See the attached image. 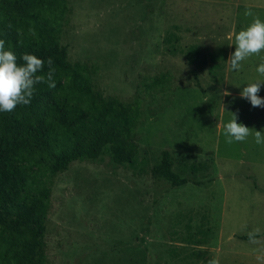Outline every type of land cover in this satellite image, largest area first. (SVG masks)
<instances>
[{
  "label": "rangeland",
  "instance_id": "1",
  "mask_svg": "<svg viewBox=\"0 0 264 264\" xmlns=\"http://www.w3.org/2000/svg\"><path fill=\"white\" fill-rule=\"evenodd\" d=\"M67 6L54 28L69 61L97 64L93 82L104 96L139 95L143 117L135 169L105 156L73 162L55 177L42 219L47 264H206L213 257L264 264V145L254 139L255 130L264 133V107L241 97L264 77L256 71L258 56L238 71L227 63L235 51L229 34L252 22L246 8L264 21V0H67ZM172 33L180 37L176 52L167 41ZM190 45L207 55L223 52L220 68L190 65ZM161 75L171 78L165 91L141 88ZM258 95L264 98V84ZM231 113L253 129L244 142H225ZM164 150L175 171L201 184L172 187L156 178L152 170ZM7 218L0 213V222ZM255 228L257 243L239 238ZM203 230L210 231L206 244L188 241Z\"/></svg>",
  "mask_w": 264,
  "mask_h": 264
},
{
  "label": "trees",
  "instance_id": "2",
  "mask_svg": "<svg viewBox=\"0 0 264 264\" xmlns=\"http://www.w3.org/2000/svg\"><path fill=\"white\" fill-rule=\"evenodd\" d=\"M67 0H0V39L6 41L23 63L25 53L45 61L39 75H46L49 57L56 69V87L39 83L29 105L0 112V213L8 218L0 222V264H47L46 228L42 223L51 208L54 179L76 161H97L105 156L118 165L135 169L139 146L137 128L143 117L139 95L130 101L107 97L97 91L93 77L95 63L70 62L68 47L60 44L54 28L68 13ZM11 24V28L8 25ZM171 52L178 51L180 37L170 34ZM175 45V46H174ZM187 62L198 68H220L224 55L203 54L198 45H190ZM196 86L203 90L193 73ZM168 75L146 79L142 89L165 91ZM2 164L14 166L3 170ZM193 171L198 169L192 166ZM152 174L172 187H182L193 180L175 171L168 150ZM201 184L200 182H194ZM209 230L190 234L188 241L206 244ZM249 240L248 236H239Z\"/></svg>",
  "mask_w": 264,
  "mask_h": 264
},
{
  "label": "clouds",
  "instance_id": "3",
  "mask_svg": "<svg viewBox=\"0 0 264 264\" xmlns=\"http://www.w3.org/2000/svg\"><path fill=\"white\" fill-rule=\"evenodd\" d=\"M245 16L252 17V22L241 29L238 33H230L228 39H234L235 51L230 54L227 63L233 71L241 68L242 62L251 56L260 57V63L256 69L260 76L264 77V21L255 15L251 8H246ZM11 28V24L8 25ZM6 41L0 39V112H11L18 105H29L36 91L35 86L39 83H47L49 88H55L54 75L56 69L53 60L48 58L49 70L46 75H39L44 68L45 61L34 54L25 53L22 56L23 63H18L16 54L11 49H6ZM264 80L257 79L243 88L241 97L250 101L253 107H264V98H261V85ZM224 95H230L225 92ZM236 113H231V119L223 124V135L227 144L244 142L252 130L243 123H238ZM255 142L264 145V133H254ZM260 229L255 228L247 233L249 241L257 243ZM206 264H220L218 258L209 259Z\"/></svg>",
  "mask_w": 264,
  "mask_h": 264
}]
</instances>
